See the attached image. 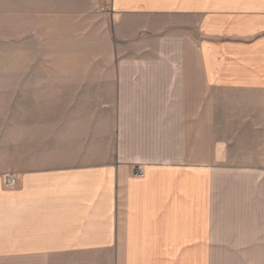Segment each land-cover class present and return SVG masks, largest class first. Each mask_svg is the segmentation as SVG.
<instances>
[{
	"label": "crops",
	"instance_id": "1",
	"mask_svg": "<svg viewBox=\"0 0 264 264\" xmlns=\"http://www.w3.org/2000/svg\"><path fill=\"white\" fill-rule=\"evenodd\" d=\"M104 3L136 54L31 97L68 102L38 103L0 161V264H264V0ZM222 101L229 122L252 108L257 160L220 137Z\"/></svg>",
	"mask_w": 264,
	"mask_h": 264
},
{
	"label": "rangeland",
	"instance_id": "2",
	"mask_svg": "<svg viewBox=\"0 0 264 264\" xmlns=\"http://www.w3.org/2000/svg\"><path fill=\"white\" fill-rule=\"evenodd\" d=\"M111 17V8L104 0H0L1 162L20 156L22 122L24 118L31 119L32 116L26 115L36 113L38 103L40 108L65 107L67 100L31 98L37 96L38 88L40 95L45 94L42 88L49 86L47 83L53 76L101 74L106 69L95 61L133 58L137 51L134 43L128 40L121 43L110 35ZM141 22L146 20L126 21L127 24ZM247 109L250 112L238 109L234 120L229 122L222 101L219 134L222 139L232 138L234 145L228 150L235 159L257 160L260 140L254 125L257 117L251 107ZM247 118L252 124L245 126ZM234 127L237 130H231ZM251 166L263 169L259 163L246 164L248 168ZM253 182L260 184L254 189L252 218L264 225L261 187L264 179ZM258 200H262V205ZM252 231L264 235L263 226Z\"/></svg>",
	"mask_w": 264,
	"mask_h": 264
},
{
	"label": "built area",
	"instance_id": "3",
	"mask_svg": "<svg viewBox=\"0 0 264 264\" xmlns=\"http://www.w3.org/2000/svg\"><path fill=\"white\" fill-rule=\"evenodd\" d=\"M8 183L10 185H15L16 184V177L13 173H10L7 177Z\"/></svg>",
	"mask_w": 264,
	"mask_h": 264
}]
</instances>
